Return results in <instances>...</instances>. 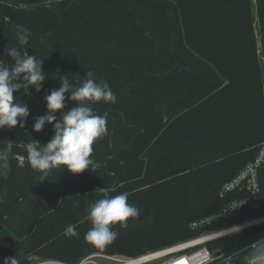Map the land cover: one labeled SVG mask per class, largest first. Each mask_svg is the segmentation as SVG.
<instances>
[{"label":"trees","instance_id":"1","mask_svg":"<svg viewBox=\"0 0 264 264\" xmlns=\"http://www.w3.org/2000/svg\"><path fill=\"white\" fill-rule=\"evenodd\" d=\"M16 25L30 29L22 48ZM8 46L43 59L47 79L39 93L15 94L30 112L24 127L0 129V264L16 254L20 264H79L95 252L134 258L190 240L198 235L191 224L226 205L223 185L264 142V0H0V62L11 63ZM88 71L117 96L91 105L107 118L93 144L99 167L73 174L60 166L39 182L26 145L55 135L51 124L33 130L47 112L44 97ZM104 187L127 192L141 213L127 228L113 225L117 238L101 248L85 241L92 225L84 218ZM260 213H236L220 226ZM69 224L78 236L65 235ZM263 238L261 226L208 246L248 255Z\"/></svg>","mask_w":264,"mask_h":264},{"label":"clouds","instance_id":"2","mask_svg":"<svg viewBox=\"0 0 264 264\" xmlns=\"http://www.w3.org/2000/svg\"><path fill=\"white\" fill-rule=\"evenodd\" d=\"M15 36L22 48L29 43L30 29L16 25ZM20 48L8 46L7 56L11 58V63L0 62V129L15 128L18 124L24 127L30 112L24 102L16 101L15 94L21 89L27 94L32 87L39 93L47 79L42 70L44 60L26 51L22 54ZM85 75L86 78L78 85H73L67 78L60 79L61 86L44 97L47 112L35 118L33 130L40 132L46 124H51L55 135L46 144L34 139L26 145L31 167L41 173L39 182L46 181L49 171L60 166L73 174L83 173L89 167L92 171L99 167L92 158L93 144L106 134L107 118L97 115L91 105L101 101L116 103L117 96L107 82L95 80L93 72L88 71ZM69 91L71 95L66 97ZM66 99L74 102L70 109H66ZM57 112L60 113L59 117ZM8 146L11 147V142ZM6 161L7 153L0 152V162H4L0 163V168L7 167ZM97 190L102 193V198L89 206L84 219L92 226L84 234V239L102 248L118 236L113 225L119 224L121 228H127L128 220L140 216L141 212L128 202L127 192L111 196L105 187L96 188L94 192ZM2 200L3 195H0V201ZM65 235L78 236L76 227L69 224ZM28 259L33 257L29 256ZM4 264H20V260L16 254L14 257H6ZM245 264H264V239L251 243Z\"/></svg>","mask_w":264,"mask_h":264},{"label":"built area","instance_id":"3","mask_svg":"<svg viewBox=\"0 0 264 264\" xmlns=\"http://www.w3.org/2000/svg\"><path fill=\"white\" fill-rule=\"evenodd\" d=\"M18 161L22 165L25 159L18 157ZM219 195L227 200L226 205L194 221L191 230L198 235L190 240L134 258L91 254L79 264H97L96 259L114 264H238L241 260L245 263L249 254L238 252L227 255L220 249H210L208 244L264 226V142L255 158L223 185ZM244 212L262 213L246 216L234 225L220 226L234 214L242 215ZM247 250L250 253L251 245Z\"/></svg>","mask_w":264,"mask_h":264},{"label":"rangeland","instance_id":"4","mask_svg":"<svg viewBox=\"0 0 264 264\" xmlns=\"http://www.w3.org/2000/svg\"><path fill=\"white\" fill-rule=\"evenodd\" d=\"M253 13H254L255 32H256L257 39H258V48H259V52L261 53V56H262L263 39H262V33H261L260 16H259V13H258L256 8H254ZM196 63L197 62H195V64ZM97 253H99V252H95L92 254H97ZM122 257H124V256H122ZM128 258H133V257H128ZM95 261L97 264H114V263H110V262H105L104 260H101V259H96ZM36 264H60V263L51 262V261L44 262V261L40 260Z\"/></svg>","mask_w":264,"mask_h":264},{"label":"water","instance_id":"5","mask_svg":"<svg viewBox=\"0 0 264 264\" xmlns=\"http://www.w3.org/2000/svg\"><path fill=\"white\" fill-rule=\"evenodd\" d=\"M142 218H143V216H142Z\"/></svg>","mask_w":264,"mask_h":264}]
</instances>
